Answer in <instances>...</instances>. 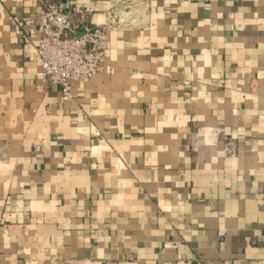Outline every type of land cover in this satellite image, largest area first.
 Instances as JSON below:
<instances>
[{"label": "crops", "instance_id": "crops-1", "mask_svg": "<svg viewBox=\"0 0 264 264\" xmlns=\"http://www.w3.org/2000/svg\"><path fill=\"white\" fill-rule=\"evenodd\" d=\"M49 1L107 49L66 97L0 0V264H264V0Z\"/></svg>", "mask_w": 264, "mask_h": 264}, {"label": "built area", "instance_id": "built-area-1", "mask_svg": "<svg viewBox=\"0 0 264 264\" xmlns=\"http://www.w3.org/2000/svg\"><path fill=\"white\" fill-rule=\"evenodd\" d=\"M89 13L87 9L49 0L41 13L36 50L41 74L49 84L59 86L66 97L74 85L89 82L102 68L106 29L93 25ZM66 32L72 35L71 39L61 38Z\"/></svg>", "mask_w": 264, "mask_h": 264}, {"label": "water", "instance_id": "water-1", "mask_svg": "<svg viewBox=\"0 0 264 264\" xmlns=\"http://www.w3.org/2000/svg\"><path fill=\"white\" fill-rule=\"evenodd\" d=\"M80 36L79 35H77L76 36V38H79ZM63 40L64 39H71L72 38V35L70 34V33H64L63 35H62V37H61Z\"/></svg>", "mask_w": 264, "mask_h": 264}]
</instances>
